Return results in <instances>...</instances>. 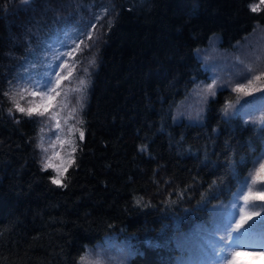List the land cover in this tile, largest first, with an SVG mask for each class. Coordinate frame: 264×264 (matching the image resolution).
<instances>
[{"label":"trees","instance_id":"trees-1","mask_svg":"<svg viewBox=\"0 0 264 264\" xmlns=\"http://www.w3.org/2000/svg\"><path fill=\"white\" fill-rule=\"evenodd\" d=\"M259 4L0 0V264H77L87 247L110 234L130 236L140 249L130 264H177L197 253L201 235L216 239L221 217L214 205L227 204L237 188L226 165L248 161L237 163L246 176L264 152V128L239 118L225 122L221 109L236 99L229 90L209 102L202 124H175L172 109L208 76L197 49L214 36L233 48L264 26V5L250 10ZM92 23L95 43L87 41L91 47L77 55L75 72L78 77L87 67L90 73L76 115L85 137L80 141L77 133L75 163L62 181L66 187H57L51 169L41 171L37 147L49 122L14 110L10 116L13 106L3 92L49 38ZM213 182L221 199L207 204Z\"/></svg>","mask_w":264,"mask_h":264},{"label":"snow or ice","instance_id":"snow-or-ice-1","mask_svg":"<svg viewBox=\"0 0 264 264\" xmlns=\"http://www.w3.org/2000/svg\"><path fill=\"white\" fill-rule=\"evenodd\" d=\"M19 2L30 5L32 0H19ZM261 5H264V0H260L259 5L250 6V10L252 12L261 11ZM106 13L107 10H105ZM109 26H111V21H109ZM94 32L95 23L71 34L68 30H60V35L49 38L41 45L38 52L33 53L25 60L21 65V74L16 77V85H12V82L9 81V91L3 92V95L9 98L13 106L8 110L10 116L13 115L14 110L30 120L35 117L37 123L54 122L52 127L58 134L55 136L54 142L49 145L52 152L50 155L42 157L39 162L41 171L51 169L55 173L49 179L57 187H66L62 181L66 178L65 174L68 169L75 163L74 154L77 150L75 140L65 138L61 114L65 113V110L71 105V95L76 96V107H72L67 113V119H75L78 112L83 111L89 87L87 79L90 76L89 69L83 68L82 75L76 77L78 81L76 87H65V82L67 81L71 85L76 68L81 63L76 57L82 54L85 48L91 47L86 43L87 41L95 43ZM95 39H99V37ZM81 45H84V48ZM197 56L203 61L199 49H197ZM237 62L243 67L234 73V77L224 80L220 75L213 74L209 78V83L197 82L193 94L200 99L201 103H206L210 96L215 97L217 90L224 92L230 89L231 93L236 94L238 104L241 98L264 93V50L256 54L252 63L245 64L238 58ZM89 65L96 66L95 56L89 60ZM217 67L215 64L211 66L204 64L206 72H212ZM23 101H26V105L22 103ZM221 112L226 123L239 118L245 125H253L254 130L257 123L264 128V95L256 96L251 100L245 99V102L238 108L229 102L221 109ZM257 113L260 115L257 116ZM44 118H47V121ZM67 119L64 120L65 124H67ZM173 119L175 120L176 117ZM15 122L18 124L20 120L15 119ZM78 123L83 124V119H79ZM40 131L42 133L44 128H41ZM69 131L73 135L78 133L79 140H84L83 129L69 126ZM67 144L72 145V150L67 155H63L64 146ZM57 145H59L60 151L56 150ZM37 147L44 153L49 152V148L44 146L43 136L40 137ZM237 163L247 164L248 161L243 159L239 162L229 161L226 165L227 174L237 183L235 192H230L231 199L227 204L221 201L214 205V208L218 210L216 214L222 218L215 233L219 243L213 242L200 247L194 256L178 258L177 264H245L241 260L242 256L260 255L264 257V216L261 215V212L264 211V152L251 160L252 166L243 178L237 172ZM221 183H223L222 180ZM258 185L260 187L257 188ZM212 188L213 190L209 193L211 199L203 198L207 204H211L212 199H221L220 186L213 182ZM253 220L255 223L250 224L249 222ZM257 248L260 249L259 252L256 251ZM246 249H251V251ZM117 251L122 258H126L124 249ZM97 255L100 254L97 253ZM80 259L83 264H100L98 260L89 259L87 254ZM109 264H113V262L109 261Z\"/></svg>","mask_w":264,"mask_h":264},{"label":"rangeland","instance_id":"rangeland-1","mask_svg":"<svg viewBox=\"0 0 264 264\" xmlns=\"http://www.w3.org/2000/svg\"><path fill=\"white\" fill-rule=\"evenodd\" d=\"M262 50H264V26L257 27L253 31V33L245 37L240 43H237L233 48H230V49L221 46L220 38L217 36H214L209 41L208 46L199 49L200 57H203V61H201L198 58L197 51H196V56L199 59V61L202 63L203 70H204L205 63L208 64L209 66L215 64L218 67L213 69L212 72H207L208 73L207 77L198 79L195 82L192 89L190 90V92L187 94V96L173 107L172 119L173 117H176L175 120L173 119V122L175 124H180V123L202 124L204 122L208 104L211 100H213L216 97L219 90L216 91L215 97L210 96L207 98L206 103H201L200 99L193 94V89L196 88L197 82L207 84L210 82L209 78L213 74H218L224 80H228L229 77H234V73L243 67V65L237 62V58L239 59V61H244L245 64H249L254 61L256 54H258ZM257 70L259 71L260 69L258 68ZM76 77L77 76L74 73V77H73V81L71 85H69V83L66 81L65 87H69V86L76 87L78 83ZM259 95H264V93H256L254 94V96L241 98L239 101V104L236 102V99L231 101V103L234 105V107L238 108L240 104H243L245 102V99H248V100L255 99V97ZM70 98L75 100V103L72 102V105L76 104V96L71 95ZM70 108H71V105L69 106L68 109L65 110V113L61 114L62 127L64 129L65 138L69 140L74 139L75 142H77L76 141L77 134L73 135L69 131V126H74L75 128L76 127L78 128L79 119L77 118V116L75 119H67V113L70 111ZM259 115L260 113H257V116ZM65 119H67V124L64 123ZM52 123L54 122H50L48 123L47 126L46 124L43 126L44 131L42 132L41 136H43V143H44L45 148H49L50 143L54 142L55 136L58 134L57 131L52 127ZM257 125H259V123H257ZM39 143H40V138H39ZM56 150L60 151L59 145H57ZM71 150H72V145L67 144L64 146L62 154L67 155L69 152H71ZM51 152H52L51 148H49L48 153H44L41 150V153H43L44 157L47 155H50ZM52 173L54 176L55 173L54 172ZM256 187L258 188L260 186L258 185ZM159 194H161V192ZM261 215L264 216V211L261 212ZM221 222H222V218H221ZM221 222H217L216 225L220 224ZM254 222L255 220L250 221L249 223L252 224ZM204 230L205 228L203 229V232H205ZM198 231H201V230L198 229ZM214 233L216 232L214 231ZM212 235L216 239H211V238L209 239L208 236L201 235L197 243V250L200 247L206 246L213 242L219 243L217 236L215 234H212ZM186 244H188V241ZM190 244H192V242H190ZM191 246L193 247V244ZM118 249L125 250L126 258H122L118 254V251H117ZM246 250L251 251V249H246ZM256 251L259 252L260 249L257 248ZM138 252H140V249L137 246H135L134 241L131 239L130 236L120 237L117 234H110V235L105 236L96 245L92 247H87L82 256L87 254L89 259L98 260L100 264H109V261H112L113 264H130L131 259ZM97 253H99L100 255H97ZM189 256H194V255L190 254ZM80 258L77 261V264H83ZM241 260L244 261L245 264H264V257H261L260 255L242 256Z\"/></svg>","mask_w":264,"mask_h":264}]
</instances>
